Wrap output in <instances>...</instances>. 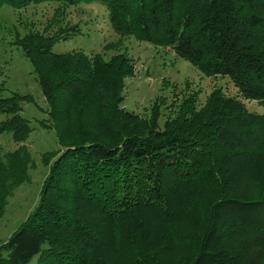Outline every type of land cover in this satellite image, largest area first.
<instances>
[{"label": "trees", "instance_id": "obj_1", "mask_svg": "<svg viewBox=\"0 0 264 264\" xmlns=\"http://www.w3.org/2000/svg\"><path fill=\"white\" fill-rule=\"evenodd\" d=\"M52 0H0L21 8ZM98 1L111 27L171 48L207 76H229L264 108V0ZM60 12H58L59 14ZM15 32L37 73L60 149L39 198L0 244V264H264V112L249 111L216 87L197 105L190 93L159 124L123 105L126 52L105 59L52 50L79 24ZM56 25V29L52 27ZM165 81V80H164ZM31 95L0 96V132L16 142L32 130L21 114ZM21 144L0 157V218L12 190L29 178Z\"/></svg>", "mask_w": 264, "mask_h": 264}, {"label": "rangeland", "instance_id": "obj_2", "mask_svg": "<svg viewBox=\"0 0 264 264\" xmlns=\"http://www.w3.org/2000/svg\"><path fill=\"white\" fill-rule=\"evenodd\" d=\"M54 18L59 25L79 24L82 33L54 43L53 51L81 49L88 54L100 53L105 59L114 53L126 52L132 58L135 73L124 80L122 105L141 116H147L156 98L163 100L159 116L161 126L174 106L171 103L177 104L184 96L195 92L197 105L200 106L216 87H220L226 95L237 97L249 111L264 112L263 106L256 100L246 99L239 94L229 76H207L169 47L156 46L138 40L134 35L122 36L115 32L106 7L98 1L73 5L57 0L32 2L19 9L3 4L0 6V96L17 92L31 95L33 101H21V114L29 119L32 127L24 141L16 142L11 131L0 132V157L23 144L31 158L29 178L12 190L0 218V244L22 223L38 201L49 163L54 159L52 157L48 164L44 163V153L60 149L54 129L40 125L43 119L48 125L51 122L37 73L22 48L13 43L15 32L23 35L31 28L43 31ZM52 29H56V25ZM4 118L5 115L0 114V120ZM36 259L37 256H34L27 264H35Z\"/></svg>", "mask_w": 264, "mask_h": 264}]
</instances>
